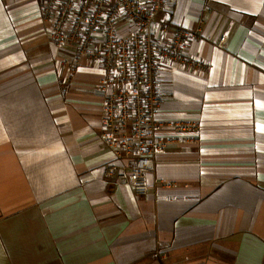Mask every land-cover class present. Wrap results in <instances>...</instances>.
<instances>
[{
  "label": "crops",
  "instance_id": "obj_1",
  "mask_svg": "<svg viewBox=\"0 0 264 264\" xmlns=\"http://www.w3.org/2000/svg\"><path fill=\"white\" fill-rule=\"evenodd\" d=\"M46 2L0 0V264H264V0H169L209 69H163L161 115L199 129L144 197L105 176L102 61L55 43Z\"/></svg>",
  "mask_w": 264,
  "mask_h": 264
},
{
  "label": "built area",
  "instance_id": "obj_2",
  "mask_svg": "<svg viewBox=\"0 0 264 264\" xmlns=\"http://www.w3.org/2000/svg\"><path fill=\"white\" fill-rule=\"evenodd\" d=\"M46 1L55 43L74 47L76 60L88 57L102 61L105 77L100 90L106 95L103 140L121 162L109 166L105 176L118 175L137 196H146L157 158L180 140L177 135H190L199 129L196 119L161 115L165 67L209 69L207 62L188 52L198 31L173 22L168 16L169 0ZM124 27L129 29L122 35ZM169 32L173 38L165 43L162 37ZM226 38L222 37L220 47ZM159 255L156 251L155 256Z\"/></svg>",
  "mask_w": 264,
  "mask_h": 264
}]
</instances>
